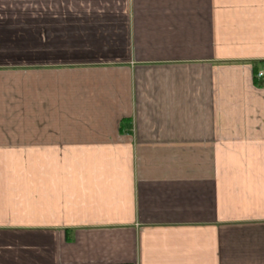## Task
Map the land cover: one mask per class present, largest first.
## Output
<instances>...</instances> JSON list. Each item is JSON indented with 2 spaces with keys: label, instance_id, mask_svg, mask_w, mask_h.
Masks as SVG:
<instances>
[{
  "label": "crops",
  "instance_id": "crops-1",
  "mask_svg": "<svg viewBox=\"0 0 264 264\" xmlns=\"http://www.w3.org/2000/svg\"><path fill=\"white\" fill-rule=\"evenodd\" d=\"M264 0H0V264H264Z\"/></svg>",
  "mask_w": 264,
  "mask_h": 264
},
{
  "label": "built area",
  "instance_id": "built-area-1",
  "mask_svg": "<svg viewBox=\"0 0 264 264\" xmlns=\"http://www.w3.org/2000/svg\"><path fill=\"white\" fill-rule=\"evenodd\" d=\"M256 76H257V77H262V76H264V68H263L262 70L258 71V72L256 73Z\"/></svg>",
  "mask_w": 264,
  "mask_h": 264
}]
</instances>
